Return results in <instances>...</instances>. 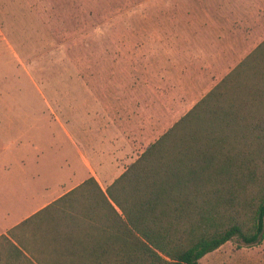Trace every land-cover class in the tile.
<instances>
[{"label": "rangeland", "instance_id": "rangeland-1", "mask_svg": "<svg viewBox=\"0 0 264 264\" xmlns=\"http://www.w3.org/2000/svg\"><path fill=\"white\" fill-rule=\"evenodd\" d=\"M263 40L264 0H0V190L72 186L88 159L105 187ZM200 264H264V239Z\"/></svg>", "mask_w": 264, "mask_h": 264}, {"label": "trees", "instance_id": "trees-1", "mask_svg": "<svg viewBox=\"0 0 264 264\" xmlns=\"http://www.w3.org/2000/svg\"><path fill=\"white\" fill-rule=\"evenodd\" d=\"M8 235L36 250L62 237L64 264H200L230 240L260 244L264 40L104 188L90 176Z\"/></svg>", "mask_w": 264, "mask_h": 264}, {"label": "crops", "instance_id": "crops-1", "mask_svg": "<svg viewBox=\"0 0 264 264\" xmlns=\"http://www.w3.org/2000/svg\"><path fill=\"white\" fill-rule=\"evenodd\" d=\"M48 114L51 113L48 112ZM53 121L59 125L60 133L62 130V133H65L67 139L69 140L68 133L66 130H64L62 124L59 122L57 123V120L54 118ZM30 140L28 143L23 144V148L37 149L38 146L34 143L35 141L33 139ZM70 143L77 146V144L73 142L72 136H70ZM76 150H78L79 153L78 146ZM79 162L81 163V161ZM82 163L81 165L82 168L85 169V173L79 177L81 179H76L78 182L72 186L61 185V188L58 190H29L24 194L22 192L18 193L16 191H12V194H17V197L13 199L8 197L11 194L9 192L11 190H0L1 194L7 195L6 198L2 200V203H4L6 208L9 206L11 209L6 213V215L0 217V264H64V261L69 257L70 252L69 250H66L64 246H58L59 241H61V243L63 241L62 237H39L38 250L32 247L24 249L18 245L16 240L8 235V231L36 211L41 210L47 205L53 203L55 200L69 192L70 189L78 185L86 178L92 176L91 172L94 167L92 164H90V160L88 159L86 162L84 161ZM69 184H72V182ZM99 184L103 187L100 182ZM63 188L67 189L63 190ZM17 211L21 213H19V215H15V212ZM15 216H17L16 219H14ZM2 235H5L6 238L10 239L13 244H15L18 248H21V252L15 251V249L5 240V238L2 237Z\"/></svg>", "mask_w": 264, "mask_h": 264}]
</instances>
